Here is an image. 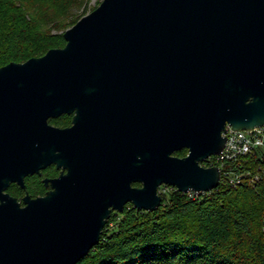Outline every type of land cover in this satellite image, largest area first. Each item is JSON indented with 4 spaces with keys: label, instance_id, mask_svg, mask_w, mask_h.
Wrapping results in <instances>:
<instances>
[{
    "label": "water",
    "instance_id": "1",
    "mask_svg": "<svg viewBox=\"0 0 264 264\" xmlns=\"http://www.w3.org/2000/svg\"><path fill=\"white\" fill-rule=\"evenodd\" d=\"M63 37L0 65V264H75L126 203L216 187L222 131L264 125V0H100ZM50 163L44 195L7 190Z\"/></svg>",
    "mask_w": 264,
    "mask_h": 264
},
{
    "label": "trees",
    "instance_id": "2",
    "mask_svg": "<svg viewBox=\"0 0 264 264\" xmlns=\"http://www.w3.org/2000/svg\"><path fill=\"white\" fill-rule=\"evenodd\" d=\"M81 1L0 0V65L63 46L64 30L52 32L49 20L65 27ZM65 117L50 122L62 124ZM263 169L264 145L241 157L239 168L232 167L233 173L246 172L236 185L224 174L216 187L196 197L166 185L162 203L151 211L126 203L110 213L99 241L75 264H264ZM33 178H25L29 191ZM7 190L21 193L16 183Z\"/></svg>",
    "mask_w": 264,
    "mask_h": 264
},
{
    "label": "built area",
    "instance_id": "3",
    "mask_svg": "<svg viewBox=\"0 0 264 264\" xmlns=\"http://www.w3.org/2000/svg\"><path fill=\"white\" fill-rule=\"evenodd\" d=\"M222 133L226 138L222 150L217 154L209 156L208 159L210 160V165L219 166L221 177L225 174L228 180L236 185L242 180V176L246 172L233 173L232 167L239 168L241 157L251 152L253 148L264 145V125L249 129H232L230 126H227L226 131H222ZM222 167H224V170ZM186 192L189 196L196 197L202 191L189 189Z\"/></svg>",
    "mask_w": 264,
    "mask_h": 264
},
{
    "label": "flooded vegetation",
    "instance_id": "4",
    "mask_svg": "<svg viewBox=\"0 0 264 264\" xmlns=\"http://www.w3.org/2000/svg\"><path fill=\"white\" fill-rule=\"evenodd\" d=\"M62 115H66V117L69 118V121L67 123H62V124H54L50 122V119L55 118V117H50L48 120L51 124L57 125V126H61V127H66V126H70L72 124L71 118H72V113H62L59 116L56 117H60ZM187 152V150H186ZM186 154V153H185ZM184 155V154H183ZM182 156V155H180ZM62 170L61 166L60 167H56L54 163H50L47 164L45 167L40 169L39 173H32V174H28L27 176H34V179H36L37 181L41 182V188L40 190L33 192V191H29L27 189L26 183H24V186H20L19 184H17L21 190H19L21 193L20 194H16L14 196H16V198L18 200H20L22 202V197L28 193L30 194V196H37V195H44L46 193V191H48L50 189V181L48 179L47 183L44 182L45 178H52L57 176L60 171ZM25 176V178L27 177ZM25 178H24V182H25ZM133 185H140V182H133ZM12 194V193H11Z\"/></svg>",
    "mask_w": 264,
    "mask_h": 264
},
{
    "label": "rangeland",
    "instance_id": "5",
    "mask_svg": "<svg viewBox=\"0 0 264 264\" xmlns=\"http://www.w3.org/2000/svg\"><path fill=\"white\" fill-rule=\"evenodd\" d=\"M100 2V0H84L83 2L81 1L80 4L77 6V7H74L73 8V15L75 17H72V19L75 18V20L73 21V23L80 17L82 16L83 14L89 12L90 10H92L98 3ZM70 18V19H71ZM70 19H67V25L65 27H61L59 28V25L56 24V22H52L50 23L51 20H49V26H50V30L52 32H60L61 30H65L67 27H69L70 25L72 24H68V22H70ZM69 121V118L68 117H65L62 119V123H67ZM51 123H54L53 121H51ZM263 147V146H262ZM37 187H38V182L36 179L33 178V181H32V191L33 192H36L37 191ZM167 187H162L160 189V191H164ZM36 189V190H34Z\"/></svg>",
    "mask_w": 264,
    "mask_h": 264
}]
</instances>
